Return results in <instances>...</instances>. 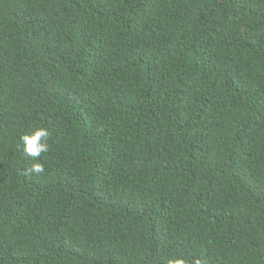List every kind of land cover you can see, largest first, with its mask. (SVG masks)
<instances>
[{
    "label": "trees",
    "instance_id": "1",
    "mask_svg": "<svg viewBox=\"0 0 264 264\" xmlns=\"http://www.w3.org/2000/svg\"><path fill=\"white\" fill-rule=\"evenodd\" d=\"M178 258L264 264V0H0V264Z\"/></svg>",
    "mask_w": 264,
    "mask_h": 264
},
{
    "label": "clouds",
    "instance_id": "2",
    "mask_svg": "<svg viewBox=\"0 0 264 264\" xmlns=\"http://www.w3.org/2000/svg\"><path fill=\"white\" fill-rule=\"evenodd\" d=\"M49 137V131L44 127H39L34 130L30 135H24L22 140L24 142V152L31 157H39L42 152L48 151L47 139ZM32 171L41 173L44 171L43 164L36 162L31 166ZM167 264H186L183 258L170 259ZM194 264H202L200 259L195 260Z\"/></svg>",
    "mask_w": 264,
    "mask_h": 264
}]
</instances>
